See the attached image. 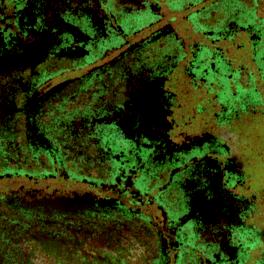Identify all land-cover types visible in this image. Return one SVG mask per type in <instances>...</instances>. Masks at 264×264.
Masks as SVG:
<instances>
[{
	"label": "flooded vegetation",
	"instance_id": "obj_1",
	"mask_svg": "<svg viewBox=\"0 0 264 264\" xmlns=\"http://www.w3.org/2000/svg\"><path fill=\"white\" fill-rule=\"evenodd\" d=\"M240 8L0 0V264H264V19Z\"/></svg>",
	"mask_w": 264,
	"mask_h": 264
},
{
	"label": "rangeland",
	"instance_id": "obj_2",
	"mask_svg": "<svg viewBox=\"0 0 264 264\" xmlns=\"http://www.w3.org/2000/svg\"><path fill=\"white\" fill-rule=\"evenodd\" d=\"M247 3L242 5V12L243 16L246 15V19H251V17L255 19H264V2L263 0H244ZM252 9V10H251ZM264 36V35H263ZM260 121V120H259ZM259 153H260V159L259 162V169L260 173L264 174V126L259 127ZM262 153V155H261Z\"/></svg>",
	"mask_w": 264,
	"mask_h": 264
},
{
	"label": "crops",
	"instance_id": "obj_3",
	"mask_svg": "<svg viewBox=\"0 0 264 264\" xmlns=\"http://www.w3.org/2000/svg\"><path fill=\"white\" fill-rule=\"evenodd\" d=\"M239 2H240V9H242V5H244V4H246L247 2L246 1H244V0H238Z\"/></svg>",
	"mask_w": 264,
	"mask_h": 264
}]
</instances>
